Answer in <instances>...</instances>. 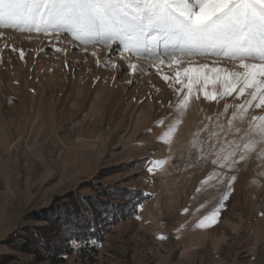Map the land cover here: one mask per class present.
Wrapping results in <instances>:
<instances>
[{"label":"rangeland","instance_id":"1","mask_svg":"<svg viewBox=\"0 0 264 264\" xmlns=\"http://www.w3.org/2000/svg\"><path fill=\"white\" fill-rule=\"evenodd\" d=\"M54 35L0 28V264H48L7 239L23 227H42L32 217L56 197L75 190L93 195L94 186L141 191L147 198L134 218L110 229L94 262L74 251L61 264H264V104L256 108L257 98L237 111L245 97L252 99V89L219 103L206 100L205 92L223 91L217 76L226 73L204 69L188 94L180 67L183 61L190 62L185 67L243 72L238 62L177 56L179 64L170 65L161 57L163 65L148 59L151 66L144 68L116 44L84 45L65 33L66 63ZM131 64L146 73H132ZM176 72L181 84L174 83ZM182 85L189 99L179 108ZM221 149L246 152V158L229 171L237 178L217 222L200 229L198 221L217 207L223 191L214 181L201 183ZM200 155L204 159L197 160ZM151 161L164 163L149 173Z\"/></svg>","mask_w":264,"mask_h":264},{"label":"snow or ice","instance_id":"2","mask_svg":"<svg viewBox=\"0 0 264 264\" xmlns=\"http://www.w3.org/2000/svg\"><path fill=\"white\" fill-rule=\"evenodd\" d=\"M0 28L42 32L45 35L51 33L55 34L56 40L67 33L84 45L95 43L111 48L116 44L132 56L159 60L161 65L165 63L161 57H225L238 62V68L244 71L235 70V67L230 72L218 67L209 69L207 64L185 67V63L190 62L182 61L180 67L188 76V94L192 92L193 79H198V74L204 69L217 74L226 73L222 77L217 76L223 91L211 95L205 92L206 100L219 103L220 99L232 95L234 91L238 98L244 95L246 89H252L248 93L252 99L245 97L244 102L236 106L237 111H246L245 105L251 106L257 98L260 102L255 104L256 108L264 104V0H0ZM55 51L60 52L61 49L56 48ZM97 63L98 66L103 63L105 67L108 64L107 61ZM129 68L134 74L147 71L135 64ZM160 71L157 68V72ZM162 79L168 82L170 78L165 75ZM174 83L181 84L180 72H176ZM235 85L240 87L237 89ZM182 88L183 85L176 90L179 108H183L189 99ZM227 109L226 104L225 111ZM236 116L237 112H233V120ZM232 122L229 120L230 126ZM174 130L175 125L169 127L164 135L170 136ZM236 130L239 131V128ZM244 148L248 149L249 145L245 144ZM212 157L213 171L201 183L214 181L222 186L223 191L217 207L198 221L196 227L200 229L217 222L237 178L229 171L245 160L246 152L237 155L236 151L225 153L221 149L214 151ZM196 159H204V156H197ZM146 163L147 171L152 173L153 168L164 161ZM157 238L165 239L164 236ZM66 242L77 245L76 239L69 238Z\"/></svg>","mask_w":264,"mask_h":264},{"label":"trees","instance_id":"3","mask_svg":"<svg viewBox=\"0 0 264 264\" xmlns=\"http://www.w3.org/2000/svg\"><path fill=\"white\" fill-rule=\"evenodd\" d=\"M93 190V195L75 190L56 197L46 209L32 214L42 227H23L7 241L24 248L37 262L61 264L74 251L80 259L94 262L110 229L120 220L134 218L147 197L131 189L94 186ZM69 238L77 245L67 243Z\"/></svg>","mask_w":264,"mask_h":264},{"label":"bare ground","instance_id":"4","mask_svg":"<svg viewBox=\"0 0 264 264\" xmlns=\"http://www.w3.org/2000/svg\"><path fill=\"white\" fill-rule=\"evenodd\" d=\"M20 38H22V37H24L23 35H18ZM27 39L28 40H30V42H38V40L36 39V38H32V37H27ZM41 41V40H40ZM39 41V42H40ZM57 42H59V45L61 46L60 47V49H61V51L59 52V57L60 58H64V62H66V63H68L67 61V59H69V58H71L70 57V54H68L67 52L68 51H66V46H67V44H68V42H66V41H63L61 38H60V40H58ZM87 51V50H86ZM90 51H92V49L90 50ZM93 51H96L97 52V49H93ZM97 56H105L104 54H103V52H101V53H98L97 52ZM131 57H132V55H131ZM136 57V56H135ZM101 58V57H100ZM137 58V57H136ZM133 58L132 60L133 61H136L137 63H139L140 64V66L141 67H150L151 66V63L150 62H147V61H145V60H148V59H146V58ZM130 59V58H129ZM203 59L204 58H201V59H199V58H193V59H189V60H191V61H199V62H202L203 61ZM204 60H208L207 58L206 59H204ZM208 61H212V60H208ZM222 62V61H221ZM166 64H170V65H173V64H179V62H178V60H176V59H174V58H172L171 60H169ZM157 65H161L160 64V62H157V63H155L154 64V66H157ZM153 68V67H152Z\"/></svg>","mask_w":264,"mask_h":264}]
</instances>
